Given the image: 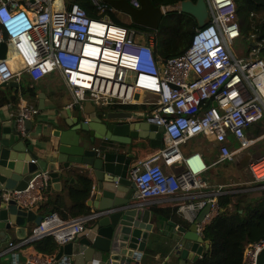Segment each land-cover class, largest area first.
<instances>
[{"label": "built area", "instance_id": "obj_1", "mask_svg": "<svg viewBox=\"0 0 264 264\" xmlns=\"http://www.w3.org/2000/svg\"><path fill=\"white\" fill-rule=\"evenodd\" d=\"M126 1L139 8L138 0ZM90 2L100 15L97 19L76 4L65 5L64 0H0V47L6 46L0 60V84L18 82L24 75L36 82L56 74L70 96L65 108L78 109L80 121L90 126L94 120L84 113L86 102L102 108H147L136 121L163 128L162 142L157 152L133 165L134 198L145 204L160 198L193 197L194 190L206 188L200 175L208 167L199 153L182 155L180 146L197 136L212 139L219 145L209 166L215 167L232 162L236 153L250 150L260 140L250 138L247 130L264 116V60L259 57L263 43L252 36L256 46L247 55L235 56L230 46L241 36L234 2L204 0L208 24L195 31L182 54L161 59L154 53L156 32L116 25L108 16L114 11L110 6L103 0ZM161 9L165 14L173 11L172 6ZM38 115L37 108L24 103L9 116L16 120L20 138H28L24 124ZM229 136L235 140L234 147L228 144ZM177 162L182 164L178 172L165 169ZM246 171L249 182L216 186L205 198L180 204L178 212L188 222L210 206L197 225L198 235L218 215L219 196L264 191V153L254 156ZM49 181V173L40 172L25 190L6 191L3 198L29 210L40 203ZM91 218L63 221L56 214L44 216L26 240L10 243L6 253L46 237L64 245ZM263 249L264 240L248 245L243 264H257ZM40 257L27 262H56L55 256Z\"/></svg>", "mask_w": 264, "mask_h": 264}, {"label": "water", "instance_id": "obj_2", "mask_svg": "<svg viewBox=\"0 0 264 264\" xmlns=\"http://www.w3.org/2000/svg\"><path fill=\"white\" fill-rule=\"evenodd\" d=\"M103 1L114 12L125 15L134 27L147 31L157 32L165 16L161 7L154 6L151 0H138L139 8H133L126 0ZM178 8L179 13L192 17L199 28L210 20L204 0L195 3L185 0L172 6L171 10ZM247 42L249 48L256 46L253 37ZM5 53L6 46L2 45L0 60L4 59ZM18 86L17 82L0 84V88ZM39 98L43 101L44 95L39 94ZM70 111L65 108L60 114L63 119L66 115L71 120L66 121V127L56 135V161L50 163L39 161L29 148L31 141L20 138L15 119L0 118V249L9 239L7 232L13 231L17 241H24L32 228L44 219L37 215L40 204L24 209L13 200L6 201L3 198L6 191L25 190L34 175L43 171L49 173L53 189L59 190L60 182L66 179L65 171L73 166H85L81 174L90 181L93 190L87 201L92 218L73 241L59 246L55 264H133L145 250L154 227L150 222L151 212L134 198L135 185L130 172L135 155L131 153V145L133 140L148 139L152 147H160L163 128L137 122L141 113L105 111L91 102L85 103L84 113L94 120L92 126L81 122L80 114L71 118ZM24 127L27 135L33 131L30 121H26ZM80 132L84 136H80ZM253 157L250 151H240L233 156L232 164L238 171L245 170ZM68 183L74 182L71 179ZM245 199L243 196L240 201ZM209 208L206 206L193 222L187 221L189 226L186 228L170 223L179 237L182 262H195L205 255L208 243L197 234V225ZM0 256H3L1 264H22L19 258L12 262L10 254ZM257 264H264V249L257 257Z\"/></svg>", "mask_w": 264, "mask_h": 264}, {"label": "trees", "instance_id": "obj_3", "mask_svg": "<svg viewBox=\"0 0 264 264\" xmlns=\"http://www.w3.org/2000/svg\"><path fill=\"white\" fill-rule=\"evenodd\" d=\"M185 0H151L156 7L174 6ZM195 3L197 0H190ZM236 7V20L242 39L248 41L252 36L256 42L264 45V0H232ZM69 4H76L82 8L88 17L99 18L90 0H67ZM108 16L114 24L127 29L142 30L134 27L130 20L121 21L115 12H109ZM199 29L196 21L185 14L170 11L163 17L158 31L154 53L157 58L167 59L182 54L190 45L195 31ZM248 43V42H247ZM244 55H247L245 53ZM259 57L264 60V46L261 48ZM16 90L12 88H0V108L13 103L17 105L18 98L13 95ZM28 98L35 99L36 94L28 89ZM109 109L120 108L126 111L144 112L148 109L138 106L108 107ZM257 126V125H255ZM255 126H253L255 128ZM252 127V128H253ZM255 132H262L258 127ZM250 129V128H248ZM248 131V130H247ZM258 134V133H257ZM260 135V134H259ZM258 136V135H257ZM139 145L138 159L153 151V147L146 139ZM78 185L63 181L61 191L55 197L48 199L46 204L41 203V209L45 208V215L56 214L61 220L84 217L90 215V208L86 202L90 198L91 183L84 176L77 177ZM231 189H227L230 191ZM68 194L70 206H65L63 194ZM218 215L205 226L202 236L208 249L205 255L195 262L187 264H243L244 252L248 245L264 240V200L259 204L248 205L233 201L229 193L218 197ZM241 210V212H240ZM38 255L43 258H52L56 255L59 246L52 237H46L31 244Z\"/></svg>", "mask_w": 264, "mask_h": 264}, {"label": "crops", "instance_id": "obj_4", "mask_svg": "<svg viewBox=\"0 0 264 264\" xmlns=\"http://www.w3.org/2000/svg\"><path fill=\"white\" fill-rule=\"evenodd\" d=\"M18 88H12L16 90V92H13V95L16 94L15 97L18 98L17 105L10 103L8 105H5L4 107L0 108V118L2 120H12L14 119L13 116L9 117L11 114H15L17 109L21 106V104H28L31 105L39 110V115L36 116L34 119H32L30 122H32L33 131L28 134V138L23 139V141H31V146L29 147L30 150L34 153L36 158L40 161L43 160L47 163H50L51 160L54 162L55 155L57 154V143L58 139V131H62L66 126V121H69L71 119L67 118L65 115V118L63 119L60 115L61 112L65 109L66 104L70 100V96L67 93V91L62 86L60 80H58V76L56 74H51L49 76H46L36 82L30 81L29 78H23L21 77L19 79ZM28 89L31 90V92H34L36 94L35 99L28 98ZM39 94L44 95V100L42 101L39 98ZM113 107V106H112ZM120 107V106H117ZM109 111H126L122 110L120 108L115 109H109ZM71 118H74L76 115L75 111H70ZM133 113H139L132 111ZM260 129L262 132H255L257 128ZM264 126L263 125H257L255 128H250L247 131V134L250 138H257L260 137V140L257 141V143L264 140ZM258 133V134H257ZM260 134V135H259ZM80 136H84L82 132L79 133ZM258 135V136H257ZM230 137V136H229ZM200 138L201 145L193 146L190 144L194 139ZM22 139V138H21ZM103 140V139H102ZM148 140V139H146ZM142 140H133L131 145V153L137 156V152L139 149V145L141 144ZM150 143V140H148ZM99 142V141H98ZM257 143L248 151H253L252 155L256 156L258 155L259 151H256L255 148H257ZM228 144L232 147H234L236 144L230 143L228 140ZM255 147V148H254ZM153 151L150 153L145 154L144 156L139 157L138 159H134L132 162V165H134L138 160H141L142 158L148 156L151 153L157 152L160 147H153ZM219 148V145L212 141V139H207L204 136H197L187 142L186 144L180 146V152L182 155L186 156L191 153H199L207 165V170L203 172L200 175V180L204 183H206L205 189H196L194 190V195L191 198H182V196H178L175 198H160L156 199L150 202L145 203L146 209H148L151 212V223L153 224L154 229L149 233V237L146 243L145 250L140 253L137 258L134 260L133 264H187L189 262H182L179 259L180 252L178 249L179 240L177 233L175 229L170 225V223H174L180 227H188L189 223L185 218L182 216L180 212H178V207L182 203H189V202H195L197 200H200L202 198H205V194H207L209 191H212L213 188L220 185H229V182H216L215 178V172L213 171L217 166L215 167H209L211 162L213 161V155L217 152ZM264 148V147H263ZM193 150V151H192ZM214 151V152H213ZM264 152V149H262ZM213 152V153H212ZM212 153V154H211ZM78 166H73L70 168L66 173V179L65 181L73 180L75 183V187L77 189H81L80 185H78L77 177L79 175L83 176L81 174V171H84L82 168H85L83 166L82 168ZM165 167V166H164ZM182 167L181 162L174 163L168 167H165L167 171L171 172H178ZM59 170L62 168L58 166ZM58 170V171H59ZM238 171V170H237ZM60 172V171H59ZM241 173L240 177L242 179L240 180H232L235 183L238 182H249L251 180L249 174L247 173L246 169L239 171ZM232 182V183H233ZM59 190H55L52 187V183L49 181L48 186L46 190L43 193V198L38 204H46L48 202V199L55 197L56 193L61 191L63 182H60ZM90 190V195H91ZM256 194H261L264 196L263 192H248L247 194L244 193H237V194H231L233 196V201H237L238 203L243 204L248 200L249 197L255 196ZM203 195V196H200ZM65 206H70V201L68 198V194L65 192L63 195ZM243 196H246V199L244 202H241L240 200L243 198ZM208 197L206 196V199ZM87 206V202H86ZM90 208V207H89ZM241 212V210H240ZM90 214H91V208H90ZM38 216H46L45 215V208L41 209V205L39 207ZM9 235V239L2 245V248L0 249V255H7L10 254L12 256V262L14 260H17L19 258L21 260V263L24 264V262H27L29 258H37L42 259L40 255L36 252L33 246L31 244L29 245H23L20 246L18 249L13 250L9 253H6V250L8 249V245L10 243H19V241L16 240L14 236V232L10 231L7 232ZM0 259H3V256H0ZM23 260V261H22ZM1 264V260H0ZM12 264V263H11Z\"/></svg>", "mask_w": 264, "mask_h": 264}, {"label": "rangeland", "instance_id": "obj_5", "mask_svg": "<svg viewBox=\"0 0 264 264\" xmlns=\"http://www.w3.org/2000/svg\"><path fill=\"white\" fill-rule=\"evenodd\" d=\"M64 4L68 5L69 2H67V0H64ZM113 13H114V11H113ZM115 15L121 21H125V22L129 21V19L123 14L115 12ZM230 48L234 52L235 56H237V57L243 56L249 50V46H248L247 41L242 39V38H240L239 40H236L230 46ZM23 78H28V76L24 75ZM97 108L98 109H105V111L108 110V107L102 108L101 106H97ZM134 110L135 109H133V111ZM74 113L76 115H78V114H80V111L78 109H76ZM259 124L264 126V116H263V119L259 123H257L256 125H259ZM253 126H255V125H253ZM253 126H251L250 128H252ZM200 140H201L200 138L194 139L192 142H190V144L193 145V146L201 145ZM228 140H229L230 143H233V144L235 143V140L231 136L228 138ZM256 147L257 148L254 147L255 150L259 151L258 152L259 154L256 155V156L262 155L264 153L262 151V149H264L263 148L264 147V140L259 142V143H257ZM252 152L253 151H251V153ZM213 171L215 172L216 182H218V183H220V182H229V185L242 183V182H238V181H237V183H235V181L234 182L232 181V180H237V179L240 180V179H242L240 177L241 173L234 168L232 162L226 161V162L218 165L217 168H215ZM262 200H264V196L261 195V194H256L255 196L249 197L246 204H248V205H254V204H257V203L259 204Z\"/></svg>", "mask_w": 264, "mask_h": 264}]
</instances>
